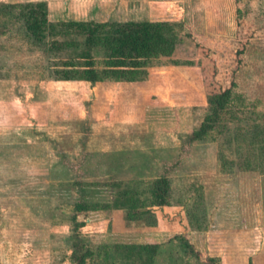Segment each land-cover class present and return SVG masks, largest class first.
<instances>
[{"label":"rangeland","instance_id":"1","mask_svg":"<svg viewBox=\"0 0 264 264\" xmlns=\"http://www.w3.org/2000/svg\"><path fill=\"white\" fill-rule=\"evenodd\" d=\"M169 6L163 12L159 6L154 16L171 23L165 41L179 48L170 57L154 58L159 65L152 68L161 71L154 78L159 90L155 97L169 111L165 125L177 132L179 153L91 154L25 132L0 138V264H73L74 239L89 248L109 246L96 249L86 264H201L205 256L216 264H264V153L260 142L248 144L244 138L254 125L263 129L258 139L264 137V0H178ZM119 13L109 20L122 21ZM235 14L251 38L241 65L232 72ZM135 17L144 20L148 13ZM0 22H6L0 23V77L9 78L2 82L11 87L0 95L25 97L26 79L46 76L52 58L45 54V43L23 35L15 18L0 14ZM186 33L207 48V55ZM180 45L209 72L214 65L209 90L199 66L175 69L170 64L181 57ZM100 49L94 47L97 58ZM230 80L235 81L232 97L215 98ZM22 105H12L20 120ZM164 107L155 110V117H167ZM82 108L87 115L80 122L83 145L91 118L89 103ZM242 154L251 168H243ZM220 155L228 163L221 165ZM156 182L176 207L162 209L160 219L149 200L141 201ZM127 189L132 192L124 193ZM80 197L95 204L90 219L74 208ZM137 201L144 205L130 209ZM75 215L81 223L77 229ZM146 243L158 244L151 263L147 250L137 255L136 246Z\"/></svg>","mask_w":264,"mask_h":264},{"label":"crops","instance_id":"2","mask_svg":"<svg viewBox=\"0 0 264 264\" xmlns=\"http://www.w3.org/2000/svg\"><path fill=\"white\" fill-rule=\"evenodd\" d=\"M44 1L47 3L50 21L109 20L115 19V12H120L122 21L136 20L137 14L146 12L148 17L144 20L156 21L162 20L154 16L159 6H162L159 8L162 12L167 11L170 10L171 6L169 5L178 0ZM181 4L183 3L181 2ZM181 4H179L180 8H182ZM173 67L178 69L177 67L193 66L177 65ZM160 72L150 68L148 76L142 80L89 82L86 80L26 79L28 90L25 97L17 93L9 95V97L4 93L0 95V138L17 137L16 135L25 132L27 137L31 134L45 136L58 141L62 147L73 145L75 149H83L84 152L91 154L160 153L164 149H172L179 153L178 134L171 128V125H165L169 120V111L163 104H160L161 101L158 98L159 90L154 78L161 75ZM8 79L0 77V90L3 92L5 90L10 92V85L2 82ZM6 96L8 99H3ZM17 101L21 102L24 107L19 109L20 111L24 110L23 120L17 118L12 109L13 103L16 104ZM67 102H75L79 106L76 109V107L68 106ZM86 102L89 103L91 120L88 123L89 131L82 145L79 142L82 134L80 122L87 118L86 112L82 108ZM165 104L169 105L168 102ZM160 107H164L166 110L167 117L165 119L155 117V110L161 109ZM164 110L157 113H162ZM148 112L151 113L148 114ZM184 150L186 151L187 148ZM221 185H224V182L219 184V186ZM152 186V191L149 189V197L141 201L165 200L164 204H151L156 209L153 210L156 218L160 219L162 209L176 207L171 205L168 198L159 192L160 183L156 182ZM128 192H132V190H124V193ZM221 192L222 190H218V195ZM94 213L95 211H85L88 219Z\"/></svg>","mask_w":264,"mask_h":264},{"label":"trees","instance_id":"3","mask_svg":"<svg viewBox=\"0 0 264 264\" xmlns=\"http://www.w3.org/2000/svg\"><path fill=\"white\" fill-rule=\"evenodd\" d=\"M236 1V0H235ZM239 9L235 8V12ZM0 14L3 16H12L18 22V27L28 39L35 43H45V54L51 56L52 60L48 65V74L40 79L51 80H86L95 82L98 80H142L148 76L149 69L159 64L153 63L157 56L170 57L171 51L179 48L178 44L168 47L165 41V32L172 30L171 23L167 20H128V21H96V20H58L50 21L48 19V7L44 0L26 1L16 3H0ZM236 15V14H235ZM6 24V22H0ZM237 33L233 40L235 66L232 72H235L243 61L250 44L251 31L241 29L239 16L236 15ZM72 34L82 36L81 40L71 37ZM59 36L62 37L59 39ZM64 37V38H63ZM193 45L198 49H203L207 55V48L201 46L199 42L192 38L190 33H186ZM100 47L101 55L95 56L94 47ZM182 50L181 57L172 59L171 63L177 65H197L200 67L206 89L214 84L215 68L211 72L196 59L192 52L186 49ZM234 80H230V85L215 92V98H231L233 95ZM248 131V130H247ZM263 129L257 125L252 126L249 134L244 138L248 144L261 143L259 148L264 153V137L258 139ZM239 136L237 132L235 137ZM239 157L241 155L239 154ZM220 155V164L225 165ZM230 164L239 163V161H229ZM251 162L242 154V165L244 169L251 168ZM157 194V193H155ZM165 200H152L149 204H164ZM144 202H132L130 209L143 206ZM95 204L88 202L81 197L74 202L76 211H88ZM136 213V212H134ZM73 219L74 229H77L81 223ZM188 245V244H186ZM113 247V246H112ZM117 247V246H115ZM99 248H109V246H96ZM133 248V246H132ZM137 255L141 251L147 250L149 262H152V255L158 250V244L146 243L136 246ZM94 247H85L79 240L72 243V252L70 260L73 264H86L89 258L96 250ZM99 253V252H98ZM107 253V251H106ZM105 253V254H106ZM201 264H216L214 259L206 257Z\"/></svg>","mask_w":264,"mask_h":264}]
</instances>
